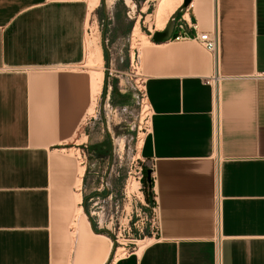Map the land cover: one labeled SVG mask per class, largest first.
<instances>
[{
  "label": "crops",
  "instance_id": "1",
  "mask_svg": "<svg viewBox=\"0 0 264 264\" xmlns=\"http://www.w3.org/2000/svg\"><path fill=\"white\" fill-rule=\"evenodd\" d=\"M91 1L0 0V264H104L111 250L75 217L87 173L66 147L94 100ZM182 14L216 32L217 59L145 34L139 155L160 230L111 264H264V0H191Z\"/></svg>",
  "mask_w": 264,
  "mask_h": 264
},
{
  "label": "rangeland",
  "instance_id": "2",
  "mask_svg": "<svg viewBox=\"0 0 264 264\" xmlns=\"http://www.w3.org/2000/svg\"><path fill=\"white\" fill-rule=\"evenodd\" d=\"M157 4L158 0H100L86 25L81 69L91 72L92 68L87 67L90 59L87 48L89 43L94 49L97 45L103 54L99 69L104 80L76 137L66 147L87 173L84 219L87 216L92 230L106 236L111 244L104 264H111L115 255L122 256L149 242L142 212L148 198L147 184L142 181L147 168L140 159L139 147L149 128L150 111L142 105L138 91L126 77L128 64L125 62L129 47H140L142 52L151 39L145 34L150 35L158 29L155 23ZM173 13L168 15V21ZM137 23L146 37L133 36ZM140 168L142 178L139 181ZM117 248L122 251L117 252Z\"/></svg>",
  "mask_w": 264,
  "mask_h": 264
},
{
  "label": "built area",
  "instance_id": "3",
  "mask_svg": "<svg viewBox=\"0 0 264 264\" xmlns=\"http://www.w3.org/2000/svg\"><path fill=\"white\" fill-rule=\"evenodd\" d=\"M194 30V34H190L188 32L189 29ZM175 34H172L171 38L168 39L170 41H194L201 45L208 53L213 57L216 61L218 55V37L215 31L212 32H199L197 23L189 24L187 20L181 16L176 18L174 24ZM152 35H150L151 37ZM127 69L125 72L126 77L132 82L134 88L138 91L139 96L141 98V103L144 107L150 111V105L147 100L144 83H145V75L142 73V52L140 47H129L128 56H127ZM264 77V74H263ZM205 83L212 85L213 87L217 84V77L215 75L206 77L204 79ZM150 117V114H149ZM147 131V130H146ZM140 176L138 180L140 181L142 178L141 168L139 170ZM151 191V189H150ZM144 209L142 212L145 215V225L143 228L147 231V233L152 236L160 230V215L158 206L152 200H146L143 204ZM135 229L138 230L137 225L133 224ZM129 229H131L129 227ZM124 248V247H123Z\"/></svg>",
  "mask_w": 264,
  "mask_h": 264
},
{
  "label": "bare ground",
  "instance_id": "4",
  "mask_svg": "<svg viewBox=\"0 0 264 264\" xmlns=\"http://www.w3.org/2000/svg\"><path fill=\"white\" fill-rule=\"evenodd\" d=\"M182 1L183 0H158L157 8L155 10V23H156L158 29H163L166 26L167 21H168V15L170 13L172 14L179 7V5L182 3ZM98 2H99L98 0H93V1L90 2L89 15L94 11L96 5H98ZM135 34H140L141 36L146 37L143 33H141L140 28L138 26V23L135 25V27L133 29V36ZM96 47H97V49H94L95 46L92 47V45H90V43H89L88 44V48H87L88 57L90 59L91 58H93V59L95 58L94 59L95 61H92V60L89 59V61H88L89 63L87 64V67L92 68L91 76H92V85H93L94 99L96 98L97 94L100 93L102 82H103V73H102V70L99 69V67L103 63V54H102V51L99 48V46L96 45ZM92 97H93V95H92ZM83 172H84V168L81 167L79 169V175L82 176ZM76 201L77 202L81 201L80 192H77ZM75 217L77 219L79 217H83L84 218L83 209H82L81 205H78V208H77L76 213H75ZM119 251H122V250L117 248V252H119Z\"/></svg>",
  "mask_w": 264,
  "mask_h": 264
},
{
  "label": "water",
  "instance_id": "5",
  "mask_svg": "<svg viewBox=\"0 0 264 264\" xmlns=\"http://www.w3.org/2000/svg\"><path fill=\"white\" fill-rule=\"evenodd\" d=\"M191 0H183L178 9L173 13L171 19L168 21L166 26L163 28L162 31H156L152 34V41L154 42H162L165 40H168L171 38L173 30H174V24L176 21V18L180 12H182L189 4ZM150 169H146V179H147V196L149 199L152 197V193L150 191L151 189V181H150Z\"/></svg>",
  "mask_w": 264,
  "mask_h": 264
},
{
  "label": "trees",
  "instance_id": "6",
  "mask_svg": "<svg viewBox=\"0 0 264 264\" xmlns=\"http://www.w3.org/2000/svg\"><path fill=\"white\" fill-rule=\"evenodd\" d=\"M104 58H105L106 61L108 60V56H107L106 51L104 52ZM105 91H106V83H105L104 86H103V94H105ZM95 148H96V147H95ZM142 181H143V183H145V185H146V169L144 170V175H143Z\"/></svg>",
  "mask_w": 264,
  "mask_h": 264
}]
</instances>
